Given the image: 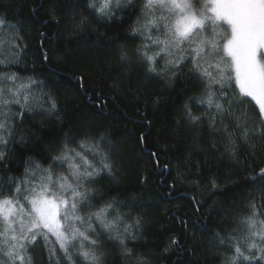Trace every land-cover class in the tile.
I'll list each match as a JSON object with an SVG mask.
<instances>
[{
  "label": "snow or ice",
  "instance_id": "6c2138e0",
  "mask_svg": "<svg viewBox=\"0 0 264 264\" xmlns=\"http://www.w3.org/2000/svg\"><path fill=\"white\" fill-rule=\"evenodd\" d=\"M29 8V16L15 24L0 16V66L4 69L0 70V264H41L44 257L47 264H108L113 254L106 251V244L117 249L126 264H160L162 260L209 264L208 259H200L197 249L204 246L189 228V220L181 216L175 218L184 239L181 233H171L159 251H139V242L147 239L144 229L149 221L125 210L127 205L112 196V189L105 192L96 187L102 181L118 183L121 167L106 133H66L55 149L58 154L51 155L50 150L40 160L26 156L22 171L10 174V165L21 163L13 159L15 148L31 143L25 120L38 115L62 119L57 99L44 80L11 71L30 55V39L25 37L36 35L41 59L49 60L44 28H54L53 39L65 32L82 35L86 31L96 33L98 39L107 38L108 33L99 32L91 19L104 26L130 21L123 39L140 43L120 48L118 67L124 68L126 77L143 69L146 78L163 82L178 96L189 88L199 89L183 103L173 135L185 131L197 144L208 138L213 149H223L217 158L230 160L232 170L221 175L222 182L212 179L213 189L227 192L241 181L252 185L245 214L225 215L223 234L215 232L209 256L219 264H264V0H40ZM80 8L87 15L78 14ZM77 79L84 88L85 76ZM146 83L131 81L126 90L148 95ZM110 88L120 94L118 81ZM161 99L162 95L154 94L152 103L159 105ZM249 100L256 106L254 116L243 110ZM193 105L200 108L199 115L194 114ZM143 115L152 126L147 113ZM138 140L144 143L143 132ZM151 156L160 167L157 152ZM172 163L175 179L182 182H188L184 169L195 175L189 165L200 167V161L191 157ZM168 167L163 165L165 170ZM191 183L198 187V181ZM191 199L199 213L203 202L195 196ZM134 242L137 246L129 247Z\"/></svg>",
  "mask_w": 264,
  "mask_h": 264
},
{
  "label": "trees",
  "instance_id": "16d2710c",
  "mask_svg": "<svg viewBox=\"0 0 264 264\" xmlns=\"http://www.w3.org/2000/svg\"><path fill=\"white\" fill-rule=\"evenodd\" d=\"M39 3L40 0H0V16L15 24L29 16V5ZM76 12L87 15L83 8ZM91 23L99 32H107V38L98 39L96 33L86 31L82 35L65 32L62 37L53 39L54 28H44L43 31L47 33L44 44L50 53L49 60L41 59L36 35L25 37L30 39V55L13 66L11 71L18 72L21 76H34L44 80L57 99L60 108L58 115L62 119L38 115L25 120V125L31 129V143L24 148H15L13 159L21 163L19 166L11 164L13 172L10 174L18 175L22 171L26 156L40 160L41 155L50 150L51 155L58 154L55 149L63 142L66 133H106L115 146L114 155L121 167L118 171V183L102 181L96 187L103 188L105 192L112 189V196L127 205L125 210H131L133 215L141 214L149 221L144 229L147 239L139 242V251L146 252L149 248L159 251L168 243L171 233H181L180 238L184 239L183 229L175 218L181 216L189 220V228L197 233L198 243L204 246L203 250L197 249L200 259H208L209 264H219L218 260L210 258L209 252L214 249L208 245L211 244L215 232L221 231L223 234L221 222L226 214H245V199L252 185H245L241 181L239 186H230L227 192L211 187L212 179L222 182L221 175L232 170L230 160L217 158L218 152L223 149H213L212 141L208 138L197 144L185 131L173 135L175 121L180 115L183 103L188 96L198 94L199 89L192 87L183 96H178L175 90L166 89L163 82L146 78L143 69H139L131 77H126L124 68L118 67L120 48L125 46L131 49L140 43L138 39H123L130 21L122 24L113 22L104 26L102 22L91 19ZM32 27L38 29L39 25L33 24ZM117 40L119 43H116ZM0 70H4L3 66H0ZM81 75L85 76L84 88H80L77 79ZM134 80H147L145 88L149 94L138 95L135 90L129 93L126 90L127 85ZM117 81L120 94L110 88ZM154 94L162 95L159 105L152 103ZM111 96L116 99H111ZM243 110L254 116L256 106L249 100ZM145 112L147 119L153 121L152 126L144 122ZM193 112L199 115L200 108L193 105ZM142 132L145 134L144 143L138 140ZM152 152H157L160 167L153 163ZM182 157L200 161L199 168L195 164L189 165L191 173L195 175L190 174L188 168L183 170L182 175L188 182L175 179L177 173L172 162ZM165 163L169 165L167 170L163 168ZM193 180L198 181V187L191 183ZM173 184L175 187H172ZM193 196L204 204L199 213L194 211L191 199ZM201 237L204 239H200ZM136 246L135 242L129 244V247ZM106 251L113 254L108 264H126L111 244H106ZM175 259V254H172V261ZM41 264H47L46 257L41 258ZM160 264L171 262L162 260Z\"/></svg>",
  "mask_w": 264,
  "mask_h": 264
}]
</instances>
